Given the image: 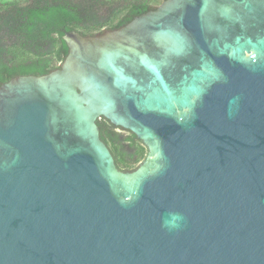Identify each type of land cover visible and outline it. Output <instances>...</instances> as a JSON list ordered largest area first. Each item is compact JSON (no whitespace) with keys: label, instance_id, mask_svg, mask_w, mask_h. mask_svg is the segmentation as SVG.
Wrapping results in <instances>:
<instances>
[{"label":"water","instance_id":"1","mask_svg":"<svg viewBox=\"0 0 264 264\" xmlns=\"http://www.w3.org/2000/svg\"><path fill=\"white\" fill-rule=\"evenodd\" d=\"M65 40L60 70L0 88V264H264V0ZM100 118L147 146L136 172Z\"/></svg>","mask_w":264,"mask_h":264},{"label":"trees","instance_id":"2","mask_svg":"<svg viewBox=\"0 0 264 264\" xmlns=\"http://www.w3.org/2000/svg\"><path fill=\"white\" fill-rule=\"evenodd\" d=\"M167 0H0V88L16 78L44 77L69 56L68 33L98 37L119 31ZM101 141L122 173H134L149 149L131 131L100 118Z\"/></svg>","mask_w":264,"mask_h":264},{"label":"clouds","instance_id":"3","mask_svg":"<svg viewBox=\"0 0 264 264\" xmlns=\"http://www.w3.org/2000/svg\"><path fill=\"white\" fill-rule=\"evenodd\" d=\"M182 220V217H180L178 214H171L170 220L165 221V225L168 227H178L179 226V221Z\"/></svg>","mask_w":264,"mask_h":264}]
</instances>
